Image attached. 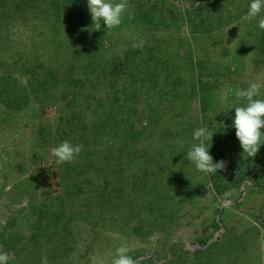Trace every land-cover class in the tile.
Segmentation results:
<instances>
[{"label":"rangeland","instance_id":"obj_1","mask_svg":"<svg viewBox=\"0 0 264 264\" xmlns=\"http://www.w3.org/2000/svg\"><path fill=\"white\" fill-rule=\"evenodd\" d=\"M171 1L181 7L182 19L164 14L168 17L160 21L159 15L158 24L137 25L133 16H126L119 28H104L107 57L123 56L135 44L142 48L137 60L149 58L150 67L158 66L156 73L170 68L172 79L162 85V76L155 87L147 82V95L131 100L137 109L135 139L108 126L111 134L104 146L95 151L86 146L90 153L84 150L75 158L88 163L93 155L110 171L120 170L127 200L114 196L101 207L95 200L88 202L85 191L67 196L62 164L51 152L67 140L61 130L64 120L77 113V120L91 123L95 99L113 101V91L99 85L90 89V98L72 99L59 89L50 100L43 92H32L20 110L0 97V252L8 254L9 264H112L121 246L129 247L128 254L143 264H264V146L253 163H241L254 169L251 177L223 194L186 156L196 143V128L214 134L212 142L206 141L209 148L219 142L222 128L234 129V107L247 103L235 96L238 88L259 84L262 95L257 98H264V30L258 27L259 17L237 24L249 0H220L217 8L228 22L195 33L183 6L199 0ZM41 4L52 5L50 0ZM20 5L17 16L0 18V86L2 75L14 68L15 76L30 88V73H42L56 61L55 22L46 18L55 8L35 16L33 5ZM106 148L113 150L109 159L100 152ZM233 150L225 159L228 169L246 160L244 153L239 158V145ZM89 184L93 187H82L87 191ZM136 201H145L147 209L139 211L134 205L133 217L129 211ZM46 211L52 227L48 236L37 229L39 220L47 222ZM71 213L81 215L71 219Z\"/></svg>","mask_w":264,"mask_h":264},{"label":"trees","instance_id":"obj_2","mask_svg":"<svg viewBox=\"0 0 264 264\" xmlns=\"http://www.w3.org/2000/svg\"><path fill=\"white\" fill-rule=\"evenodd\" d=\"M8 1L11 0H0V18L5 17L7 19L17 16L21 3L25 4L23 7L29 6L30 4L33 5L31 6V10L35 16L38 15L37 11L50 12L49 9L52 6L56 9L46 17L47 20L52 18L55 22L52 26L56 29L54 32L57 34L54 39L56 44V61L53 66L46 68L42 73L38 71H32L30 73L32 79L35 80L34 83L32 79L29 81V85H32L30 88L23 85L22 81L15 76L14 68L10 72L2 75L0 86V97L2 101L7 106L20 110L28 105L32 92H43L44 98L49 99L51 94H53L52 91L60 89L61 91H59L63 97L71 95L72 99L83 96L90 98V89L96 90L99 85H104L105 88H109L114 92L115 96L113 101H107L106 97L95 99L91 123L84 122L83 124L82 121L77 120L79 118L77 117L79 116L77 113L71 114L70 118L64 120V125L61 128L63 138L73 142V144H79L81 146L80 156H83V153H85L84 150H86V153H90L86 146H90L95 151V147L100 148L105 145L104 140L111 134L108 126L111 129L114 127L115 130L120 129L125 136H130V138L135 139L138 129L137 120L133 119V117L137 109L131 100L143 97V94L147 95V93L143 92V88L146 87L147 82L155 87L156 84H159V78L161 80V77L164 76L163 83L161 84L167 85L172 79L170 68L166 67L163 73H156L155 70L158 69V66L150 67L149 58L137 60L142 52L140 46L129 47L123 56L107 57L103 52V32L105 27L102 24L99 31L91 27V16L84 0H50L52 5L50 4L49 7L41 4V2L45 3L48 0H22V2L17 4H13V2L8 3ZM219 1L199 0L197 4L192 2L191 5L183 6L185 14L189 19L187 20V24L189 26L192 25L193 33L215 28L216 24L212 27L209 26V24L215 22L219 26L228 22V18L226 21L223 20L224 17L220 13L221 10L217 8ZM128 5L131 9H134L133 22L137 25L153 24L159 15L161 16L160 21L168 16L176 18L181 16L180 19H182L181 7L171 0H131V2H128ZM164 14L168 16L163 17ZM155 24L158 23L156 22ZM164 62L165 65L168 63L166 61ZM144 66L147 68L145 73H143ZM176 82L174 80V83ZM140 84L142 86H139ZM85 89L88 92L84 95ZM154 96L155 94L148 95L152 99ZM152 115L154 113L150 111L149 117ZM222 129L223 131L219 142L217 141L214 145L210 146V153L214 157V162L221 159L225 161L227 156L233 154L235 144L240 147L239 141L234 136L235 129ZM88 130L91 139L87 138ZM112 151V149L106 148L104 153L103 150L100 152L105 159H109ZM242 151L240 147V151L238 152L239 158H242ZM88 158V163L74 159L71 162L62 164L60 170L61 179L67 186V196H71L72 194L74 197L76 193L85 191L89 193V196L86 197L87 201L91 202L95 200L101 207L112 203L114 196L120 195L124 201L127 200L123 190L124 187L120 170H116L115 173V171H110L108 164L104 167L103 161H97V164L93 160V155L92 158ZM254 160H256V157ZM117 161L120 164V159ZM244 161L253 163L251 159L246 157V160H238L236 166L230 167L231 169H228L227 165L224 170L209 175L215 183L216 190L219 194H223L234 187L240 186V182L251 177L250 173H253L254 169L241 166V163ZM256 176L258 177V175ZM88 183L93 184V187L89 184L86 191V188L82 186ZM139 187L140 184L137 188ZM161 191L158 190V192ZM168 191L169 195L166 196L169 200L171 192L170 190ZM143 202L141 205L138 201L131 204L129 212L133 217L137 216L136 211H133L134 205L137 206L139 211L144 206V209H147V203L145 201ZM130 203L131 201L129 200ZM169 204L172 205L171 203ZM48 215L46 211L48 220L45 224H43V220H39L37 224V229L40 228V232L45 230L47 236L48 231L52 228L49 226L50 216ZM80 215L81 213L79 215L71 213L69 214V218L75 219L77 216L80 217ZM84 218L87 219L88 216ZM33 236L37 238V236L39 237V233ZM143 263V261H138L136 264ZM19 264L38 263L24 260L23 262L20 261ZM152 264L156 263L153 262Z\"/></svg>","mask_w":264,"mask_h":264},{"label":"clouds","instance_id":"obj_3","mask_svg":"<svg viewBox=\"0 0 264 264\" xmlns=\"http://www.w3.org/2000/svg\"><path fill=\"white\" fill-rule=\"evenodd\" d=\"M87 8L91 16L92 26L96 31L101 29L102 24L106 29L119 28L127 16L129 19L134 15L127 0H86ZM264 0H249L248 10L239 19L242 26L259 17L257 24L259 29L264 30ZM235 24V25H237ZM133 47H136L133 44ZM261 85L253 83L247 88H238L235 96L238 99L246 100L242 106L234 107L232 127L242 148V153L249 159H254L259 153L261 146H264V98L260 97ZM213 133L206 127L196 128L192 137L193 143L186 153L187 160L194 164L195 168L205 175L216 174L226 168V162L221 159L214 162V157L206 145V141L213 140ZM212 146V145H211ZM52 155L56 162L63 164L73 161L81 152L79 144H73L65 140L52 148ZM129 247L121 246L116 250V257L112 264H136L135 260L128 253ZM7 253L0 252V264H9Z\"/></svg>","mask_w":264,"mask_h":264}]
</instances>
